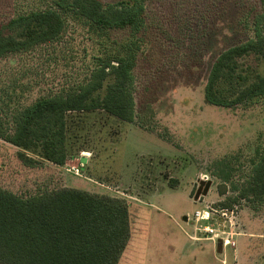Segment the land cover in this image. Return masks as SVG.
Masks as SVG:
<instances>
[{
    "label": "rangeland",
    "instance_id": "obj_1",
    "mask_svg": "<svg viewBox=\"0 0 264 264\" xmlns=\"http://www.w3.org/2000/svg\"><path fill=\"white\" fill-rule=\"evenodd\" d=\"M144 5L136 121L126 123L104 111L70 114V158L63 167L49 162L27 167L18 158L20 149L0 139V187L24 198L74 188L125 200L132 237L119 264H209L207 250L191 247L184 234L194 228L185 231L182 222L197 209L227 204L235 211L234 232L242 236L234 237L236 247L229 246L225 258L223 245L216 243L218 260L238 264L234 251L245 241L242 264H264V204L233 202L250 162L264 153V98L229 109L211 106L204 97L220 53L254 37L260 3L146 0ZM50 7L54 0H0V24ZM110 38L99 40L69 19L59 42L1 59L0 116H6L13 92L11 106H28L85 81L95 59L119 48L128 33L113 32ZM242 63L254 65L253 59ZM224 160L232 169L228 181L219 172L225 176L229 169L217 165ZM202 182H211L208 194L192 195Z\"/></svg>",
    "mask_w": 264,
    "mask_h": 264
},
{
    "label": "trees",
    "instance_id": "obj_2",
    "mask_svg": "<svg viewBox=\"0 0 264 264\" xmlns=\"http://www.w3.org/2000/svg\"><path fill=\"white\" fill-rule=\"evenodd\" d=\"M145 1L54 0V7L0 24V60L59 42L69 19L105 42L113 32L128 33L119 48L95 59L85 81L28 106H11L16 95L11 93L6 116H0V139L20 149L25 166L66 164L70 114L104 111L126 123L136 121L134 84L144 47ZM258 2L263 13L254 18V37L223 51L213 63L204 94L211 106L234 109L264 98V0ZM249 59L254 65L242 63ZM227 162L217 163L229 169L225 176L219 172L226 181L232 171ZM250 163L233 202L262 205L264 153ZM211 186L202 182L192 195L206 196ZM131 237L130 208L123 199L74 188L24 198L0 187V264H119Z\"/></svg>",
    "mask_w": 264,
    "mask_h": 264
},
{
    "label": "built area",
    "instance_id": "obj_3",
    "mask_svg": "<svg viewBox=\"0 0 264 264\" xmlns=\"http://www.w3.org/2000/svg\"><path fill=\"white\" fill-rule=\"evenodd\" d=\"M232 219H236L233 209L204 207L188 214L184 225L195 229V235L191 237L193 240L212 241L222 244L224 248L236 247L234 237H239L240 234L234 232ZM226 225L230 227L226 228Z\"/></svg>",
    "mask_w": 264,
    "mask_h": 264
},
{
    "label": "crops",
    "instance_id": "obj_4",
    "mask_svg": "<svg viewBox=\"0 0 264 264\" xmlns=\"http://www.w3.org/2000/svg\"><path fill=\"white\" fill-rule=\"evenodd\" d=\"M83 161H84V159H83ZM184 224H185V222L183 221L182 222V227L185 230L186 226ZM188 227H191V226H187V228ZM193 230H192V232H193ZM192 232H191V235L188 233V231L184 232V234L187 237V239L189 240L188 242H191V247L195 248L196 250H201V251H205V249L207 250V255H208L207 260H208L209 264H212V262L226 264V260L225 259L224 260H218V258H217V252L216 251L219 249L220 246H217V244L212 242V241H205V240L196 241V240H193L191 237H194L195 234L193 235ZM240 236H242V234L239 235V237ZM237 243L239 244L238 239H237ZM249 243H250V241H249ZM206 244H210L211 245V249H208L206 247ZM242 244H241V246H239V248L237 247V249L234 251V253H236L235 255L238 256V261H239L238 264H242V259H243L244 255H245V248H244L245 247V241ZM221 249L223 250L222 257L225 258L226 251H227L228 248H221Z\"/></svg>",
    "mask_w": 264,
    "mask_h": 264
}]
</instances>
